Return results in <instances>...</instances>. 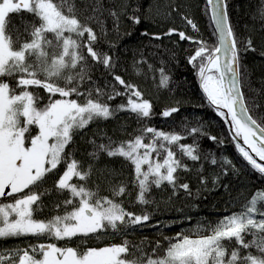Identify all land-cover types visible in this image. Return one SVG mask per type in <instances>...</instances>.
Returning a JSON list of instances; mask_svg holds the SVG:
<instances>
[{
	"label": "snow or ice",
	"instance_id": "6c2138e0",
	"mask_svg": "<svg viewBox=\"0 0 264 264\" xmlns=\"http://www.w3.org/2000/svg\"><path fill=\"white\" fill-rule=\"evenodd\" d=\"M142 7L139 0H123L115 7H105L102 0H0V239L17 241L0 249V264H264V111L259 121L253 115L264 106L246 95L247 68L242 63L257 46L251 37L237 40L228 0H206L214 26L211 46L177 27H168L166 33L145 28L150 37L176 34L192 42L186 60L199 78L201 99L227 125L223 137L203 132L204 121L199 118L194 126L183 120L166 125L167 130L156 127L149 122L154 115L152 99L117 72L118 41L107 40L104 24L105 16L112 17L119 35L120 15L140 24ZM173 11L197 29L179 4L172 3L165 14ZM257 15L264 19V0ZM145 60L141 53L137 63ZM98 67L111 76V80L104 76L103 85L89 75ZM159 73L160 85H167L169 75L164 68ZM114 97L126 100L109 103ZM178 110L179 101L160 115L171 117ZM122 111L134 115L138 127L123 132L121 138L98 129L88 136L93 163L77 159L75 138L90 124L115 119ZM201 135L218 145L227 138L244 170L261 182L238 211L195 224L181 215L174 223L187 227L165 238L166 247L160 240L149 242L151 252L145 251L148 245L143 240L137 244L127 237L103 246L72 245L80 236L109 229L123 234L130 226L150 221L152 212L135 208L137 202L150 206L154 187L166 185L173 195L181 190L190 194L189 182H181L180 176L189 168L185 159L202 163L210 157L226 176L239 171L228 156H217L211 149L202 155ZM185 137L191 142H181ZM101 155L129 162V183L136 193L130 206L118 199L128 191L124 183L110 187L109 195H101L93 183L94 165ZM50 178L51 186L43 187ZM199 180L207 184L204 175ZM218 181L213 177L214 187ZM53 193L54 214L44 217L48 205L43 197ZM155 224L163 227L160 220ZM249 234L252 239H247ZM29 239L35 242L28 243Z\"/></svg>",
	"mask_w": 264,
	"mask_h": 264
},
{
	"label": "trees",
	"instance_id": "16d2710c",
	"mask_svg": "<svg viewBox=\"0 0 264 264\" xmlns=\"http://www.w3.org/2000/svg\"><path fill=\"white\" fill-rule=\"evenodd\" d=\"M79 3V0H76ZM105 7L117 6L123 3V0H102ZM143 5L141 11L143 19L140 24L133 25L126 14L120 15L117 28L119 35L113 28L115 21L112 17L105 16L104 24L109 30L107 40L118 41L115 55L118 57L119 64L117 72L126 80H130L141 88L146 97L153 101L154 115L150 123L156 127L165 128L168 124H181L183 120L189 121V126L198 123L197 118L204 121L203 132L211 135L223 137V129L227 127L223 124L222 118L215 113L214 109L207 105L205 100L201 99L202 89L199 84V78L186 57L194 48L192 42L180 40L176 34H165L159 38L145 35L143 30L148 32L166 33L168 27H177L184 30L189 35H198L204 38L211 46L214 43V30L210 20L209 12L206 11V0H139ZM172 3H177L180 9L190 16L197 24V29H193L187 24L175 11L171 15H166V11ZM262 0H228V11L231 23L237 34V40L251 37L257 46L256 51L249 50L247 55L242 58L243 65L247 68V75L243 81L246 95L255 96L256 102L264 106V19L257 15ZM146 57L145 61L137 63L140 54ZM153 65L150 70L148 65ZM164 68L169 75L167 85H160L159 69ZM139 69V70H138ZM92 79L99 85L104 84V76L111 80V76L103 72L102 67L94 68L89 72ZM42 94L43 89L39 88ZM126 97H114L109 103L119 104ZM179 101V110L171 117H162L160 113L165 107L172 106ZM264 107L260 110H253L254 118L259 117ZM124 124L125 128L119 125ZM136 118L127 111L119 112L115 119L92 123L85 132H81L75 138L73 151L77 159L82 160L85 165L93 163L88 157L91 146L88 143V136L102 130L110 135L114 134L116 138H121L123 132L131 133L137 128ZM183 143H190L188 137L182 139ZM201 154L212 150L217 156H228L236 165L238 172L231 175H225L220 168L219 163L212 165L211 158L202 163H194L190 159L184 162L189 164V168L182 170L180 176L187 180L190 185V194L183 190L174 195L170 186L153 188L149 200V205H143L137 202L136 211L141 208L152 212V218L142 225L130 226L126 232H115L107 230L98 233L95 236L80 240L71 241L74 245L103 246L109 242H121L125 237L129 241L139 244L144 241L147 248L145 251L151 252L153 245L149 242L160 240L164 246H167V237H172L176 232L182 231L187 224L174 223L179 221L181 215L191 217V224L206 220L215 221L219 216L228 214L229 211H238L239 205L248 198L249 194L255 188L261 186V182L244 170V165L234 145L227 138L223 145H218L215 141L209 140L201 135L199 139ZM204 175L207 178V184H201L199 176ZM111 177V179H109ZM213 177H219L218 185L213 186ZM131 180V168L129 162L121 157L109 158L101 155L97 158L92 181L100 189L101 195H109L110 187L119 183H124L128 191L122 193L118 199H121L124 205L130 206V202L135 198V190L129 183ZM52 179L50 178L43 187H50ZM227 185V187H224ZM46 207L42 213L44 217L53 215L52 201L56 199L55 193L43 197ZM131 210V209H130ZM163 222V227L156 225L155 221ZM247 239H252L251 234ZM28 243L35 242L31 239ZM17 241L0 239V249H6L14 246ZM20 246L24 241H19ZM74 245V246H75ZM255 246L253 245V249ZM158 252L162 250L157 249Z\"/></svg>",
	"mask_w": 264,
	"mask_h": 264
},
{
	"label": "rangeland",
	"instance_id": "374dc122",
	"mask_svg": "<svg viewBox=\"0 0 264 264\" xmlns=\"http://www.w3.org/2000/svg\"><path fill=\"white\" fill-rule=\"evenodd\" d=\"M85 237H83V236H80V238L79 239H77V240H80V243H81V241H82V239H84ZM77 240H73V241H77ZM109 243H113V242H109ZM73 245V244H72ZM75 245V244H74ZM73 245V246H74ZM80 247H82V246H80ZM83 248V247H82Z\"/></svg>",
	"mask_w": 264,
	"mask_h": 264
},
{
	"label": "water",
	"instance_id": "95a60500",
	"mask_svg": "<svg viewBox=\"0 0 264 264\" xmlns=\"http://www.w3.org/2000/svg\"><path fill=\"white\" fill-rule=\"evenodd\" d=\"M209 15H210V13H209ZM211 23H212V21H211ZM212 26H213V23H212ZM213 30H214V26H213Z\"/></svg>",
	"mask_w": 264,
	"mask_h": 264
}]
</instances>
